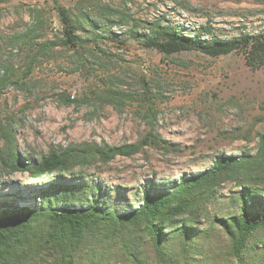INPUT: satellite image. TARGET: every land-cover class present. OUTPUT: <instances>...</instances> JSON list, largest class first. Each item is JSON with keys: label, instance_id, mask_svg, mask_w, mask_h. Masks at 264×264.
<instances>
[{"label": "rangeland", "instance_id": "rangeland-1", "mask_svg": "<svg viewBox=\"0 0 264 264\" xmlns=\"http://www.w3.org/2000/svg\"><path fill=\"white\" fill-rule=\"evenodd\" d=\"M58 2L76 23L88 16L101 25L95 28L82 22L84 28L76 33L85 40L77 48L62 44V24L53 0H0V81L5 82L0 90V148L2 134L9 128L18 149L35 159L70 144L135 142L150 126L145 116L149 98L155 130L179 150L167 152L145 146L129 157L116 156L105 164L73 169L76 178L100 182L114 205L130 204L139 196V186L148 181H166L204 170L219 155L256 151L258 137L264 133V66L248 67L242 45L164 54L145 46V37L139 34L148 35L153 22H172L194 30L210 24L216 35L232 37L244 27L264 28V2ZM102 26H109L112 34L108 35ZM95 33L102 37L92 41ZM208 35L203 32L202 38ZM53 41L58 44L44 46ZM109 86L125 94L124 102L117 107L97 98V93ZM66 96L76 102L66 103ZM41 181H48V177ZM39 183L26 173L7 174L0 167V193ZM260 184L264 187V173ZM118 190H123L125 196L119 198ZM238 191L240 187L231 181L220 185L207 207L211 218L238 215ZM208 223L203 217L197 227ZM130 238L151 264H162L144 230L132 229ZM168 241L167 256L176 264L233 263L230 242L220 226L212 227L208 238L192 239L189 248L197 254L185 251L178 238ZM263 241L264 229L259 228L249 239L246 256L251 259L255 254L253 245ZM105 247V257L112 264H129L120 250V241Z\"/></svg>", "mask_w": 264, "mask_h": 264}, {"label": "trees", "instance_id": "trees-1", "mask_svg": "<svg viewBox=\"0 0 264 264\" xmlns=\"http://www.w3.org/2000/svg\"><path fill=\"white\" fill-rule=\"evenodd\" d=\"M53 2L62 24L61 42L67 47L77 48L84 42L76 33L84 28L82 22L95 28L101 26L88 16L76 23L66 7L58 0ZM244 28L232 37H222L212 31L210 24L194 30L172 22H153L150 33L139 36L145 37V46L164 54L190 48L215 51L242 45L245 64L254 69L263 67L264 28ZM102 29L112 34L109 26ZM192 32L194 35H190ZM203 32L209 35L202 38ZM96 37L102 36L95 33L91 40L95 41ZM57 42H47L44 46ZM4 85L5 82L0 81V90ZM97 98L117 107L124 102L125 94L109 86L97 93ZM63 99L68 104L76 102L73 97ZM147 100L150 104L145 116L149 129L132 143L82 142L51 149L35 159L18 149L11 128L2 134L0 167L7 174L26 173L40 183L18 187L12 193H0V264H112V260L105 257V246L118 241L129 264H151L130 238V231L136 227L149 236L157 261L176 264L167 256L168 240L178 238L185 251L192 252L189 248L192 239L208 238L214 226H220L228 237L232 264H264V241L253 245L255 254L251 259L246 256L252 233L264 229V187L260 184L264 173V133L259 135L253 154L219 155L204 170L166 181H148L139 186V196L130 204L114 205L108 201L110 193L100 182L75 177L76 166L105 164L116 156H132L145 146L167 152L179 150L175 143L162 138L155 130L151 99ZM44 177H48V181L42 182ZM228 181L240 187L236 195L240 212L235 216L213 215L211 218L207 207L218 187ZM118 195L119 198L125 196L123 190H118ZM203 217L209 223L206 227H197ZM192 253L197 254V251Z\"/></svg>", "mask_w": 264, "mask_h": 264}]
</instances>
